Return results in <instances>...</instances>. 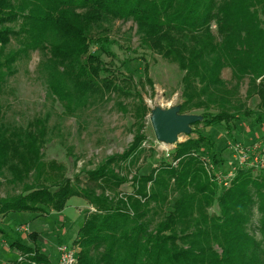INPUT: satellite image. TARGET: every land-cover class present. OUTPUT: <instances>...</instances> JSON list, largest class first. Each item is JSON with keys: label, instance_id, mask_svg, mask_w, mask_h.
<instances>
[{"label": "trees", "instance_id": "obj_1", "mask_svg": "<svg viewBox=\"0 0 264 264\" xmlns=\"http://www.w3.org/2000/svg\"><path fill=\"white\" fill-rule=\"evenodd\" d=\"M108 19L134 22L141 44L183 73L179 114L201 111V121L192 126L223 124L234 139L239 114L264 124V0H0V100L16 64L35 51L43 57L48 97L70 115L93 95L117 91L107 63L90 51L95 45L107 52L103 46L112 42L102 35L94 40L93 31ZM225 68L236 88L248 80L246 102L258 99L254 111L233 98L220 78ZM144 111L141 105L139 119ZM5 116L0 103V187L14 190L0 196V236L19 257L0 264H55L38 234H28V242L10 239L1 219L60 214L74 197L93 209L72 242L75 264H264V176L238 168L230 186L220 188L200 162L202 145L212 146L202 134L177 144L148 174L138 175L146 140L140 125L122 155L86 170L84 183L74 184L63 165L44 161L50 115L25 126ZM217 158L210 149L216 166ZM127 182L132 193L121 194ZM255 203L260 240L248 231Z\"/></svg>", "mask_w": 264, "mask_h": 264}, {"label": "rangeland", "instance_id": "obj_2", "mask_svg": "<svg viewBox=\"0 0 264 264\" xmlns=\"http://www.w3.org/2000/svg\"><path fill=\"white\" fill-rule=\"evenodd\" d=\"M102 30L105 31L99 32ZM211 32L217 37L215 23L211 25ZM93 35L94 40L102 35L112 42L109 46H103L106 53L98 51L95 45H92L90 51L99 54L107 63L116 77L118 90L102 97L93 95L89 104L81 111H76L75 115L68 114L60 102L48 97L45 76L40 70L43 59L40 52L35 51L22 58L15 66V75L7 80L5 95L0 100L7 122L25 126L37 116L50 115L49 142L43 150L44 161H56L65 167L67 178L73 182L79 179L84 183L85 171L95 169L108 157L122 155L142 125L140 132L146 136V140L140 146L142 152L136 163L135 172L138 175L148 174L177 144L196 138L197 132L212 142L210 147L204 143L198 154L211 180H215L220 188L223 186L227 189L230 186L238 168L253 169L255 176H264V124L256 125L253 116L244 117L239 114L238 121L233 123L234 139L230 138L223 124L205 130L202 124H192L178 135L175 142L159 141L152 128V114L158 111L180 115L178 109L183 101V73L175 64L141 44L137 26L131 20L108 19L95 28ZM144 66L148 68L146 74L143 72ZM220 78L229 90H233V98L245 103L249 110L256 109L258 99L252 98L246 102L247 79L236 88L232 71L228 68L221 71ZM230 104L237 105L233 99H230ZM141 105L145 111L139 119L137 113ZM200 114L201 111H192L181 115L197 118L200 122ZM210 149L216 152L219 161L217 166L211 162ZM132 190L131 182L119 188L121 194H131ZM13 192L6 185L0 187L2 197ZM90 211L93 209L85 200L74 197L60 214L7 215L1 219V225L10 239L18 236L28 242V234H38L43 251L58 264L59 245L65 243L72 246L84 217ZM251 214L248 231L256 240H260V213L256 203L252 206ZM21 227H25V231H21ZM8 241L0 236V262L3 263L19 257L18 252L9 248ZM72 248L77 252L76 248Z\"/></svg>", "mask_w": 264, "mask_h": 264}, {"label": "water", "instance_id": "obj_3", "mask_svg": "<svg viewBox=\"0 0 264 264\" xmlns=\"http://www.w3.org/2000/svg\"><path fill=\"white\" fill-rule=\"evenodd\" d=\"M198 121L199 119L187 115L180 114L177 116L174 112L160 113L154 111L151 117L156 138L166 143L175 142L179 134L184 133L186 128Z\"/></svg>", "mask_w": 264, "mask_h": 264}, {"label": "built area", "instance_id": "obj_4", "mask_svg": "<svg viewBox=\"0 0 264 264\" xmlns=\"http://www.w3.org/2000/svg\"><path fill=\"white\" fill-rule=\"evenodd\" d=\"M25 231V227H21ZM76 251L67 244H61L58 247V264H75Z\"/></svg>", "mask_w": 264, "mask_h": 264}, {"label": "crops", "instance_id": "obj_5", "mask_svg": "<svg viewBox=\"0 0 264 264\" xmlns=\"http://www.w3.org/2000/svg\"><path fill=\"white\" fill-rule=\"evenodd\" d=\"M5 242V241H4ZM57 260H58V256H57Z\"/></svg>", "mask_w": 264, "mask_h": 264}, {"label": "bare ground", "instance_id": "obj_6", "mask_svg": "<svg viewBox=\"0 0 264 264\" xmlns=\"http://www.w3.org/2000/svg\"><path fill=\"white\" fill-rule=\"evenodd\" d=\"M168 145V144H167Z\"/></svg>", "mask_w": 264, "mask_h": 264}]
</instances>
